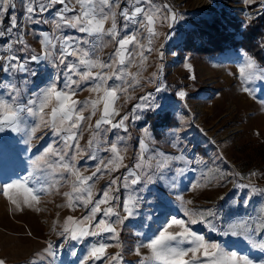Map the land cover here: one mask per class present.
Wrapping results in <instances>:
<instances>
[{"label":"snow or ice","instance_id":"1","mask_svg":"<svg viewBox=\"0 0 264 264\" xmlns=\"http://www.w3.org/2000/svg\"><path fill=\"white\" fill-rule=\"evenodd\" d=\"M21 4L28 23H50L52 30L39 34L40 51L36 52L26 44L15 15L9 16L7 26L0 18V39L4 40L0 71L35 75L28 64L47 61L56 74L27 99L17 85L10 82L0 85L3 88L0 95L6 96L0 98V132H23L29 138L26 143L42 140L45 134L56 139L31 159L33 171L22 179L0 185V194L18 211L23 207L39 211L36 206L42 195H60L64 203L57 207L79 210L81 215L54 221L52 231L56 235L69 241H86L106 233L114 241L92 244L86 255L79 258V264H124L121 232L127 221L140 215L147 203L144 193L161 183L174 189L175 175L183 173V168L176 165L190 163L183 156L178 139L172 142V147L180 154L157 149L148 127L141 129L136 152L129 158L130 123L141 120L143 111L159 107L154 105L151 92L139 97L133 93L144 83L155 84L156 92L166 90L160 79L164 43L157 42L162 36L170 38V32L162 33L160 29L165 25L172 29L179 13L167 0H21ZM16 6L15 0H0V15L10 13ZM45 13L52 17L50 21L37 18ZM65 29L80 35H66ZM109 48L111 51L105 52ZM28 50L31 54L26 57L16 54ZM153 56L159 63L155 71L144 77ZM237 78L241 91L251 96L247 85L264 82V67L244 54ZM83 92L89 95L80 99ZM175 95L183 101L187 93L178 90ZM132 100L138 102L125 111V105ZM29 119L31 123L25 124ZM85 161H91V166H85ZM36 171L42 175L48 172L52 179H34ZM172 172L175 175L169 176ZM101 181L103 185L97 188ZM202 186L193 183L190 190ZM62 188L67 190L61 191ZM251 191L264 192V189L251 186ZM176 200L183 218L169 215L151 237L137 242L131 251L139 258L138 264H253L248 256L222 248L192 227L203 224L216 231L213 222L216 212L189 207L193 201L182 195H177ZM145 218L150 220L152 216L148 214ZM259 227L261 231H256L244 221L229 225L224 234L243 236L253 248L264 251V220ZM44 243L30 264H43L47 257L56 256L54 249L59 246L51 241ZM113 247L120 250L109 254L108 249ZM0 264L5 261L0 260Z\"/></svg>","mask_w":264,"mask_h":264},{"label":"rangeland","instance_id":"2","mask_svg":"<svg viewBox=\"0 0 264 264\" xmlns=\"http://www.w3.org/2000/svg\"><path fill=\"white\" fill-rule=\"evenodd\" d=\"M167 2L173 5L179 16L172 29L166 25L160 29L162 33L170 32V38L162 36L157 42L164 43L163 72L160 79L166 90L156 92L155 84L144 83L133 95L139 97L151 92L154 105H159L151 111L166 110L175 116L177 125L164 131L163 138L154 141V146L165 153L180 154L172 147V142L178 139L179 148L190 163L176 165L183 168L182 174L175 175L174 172L168 174L175 175L174 189L161 183L152 186L150 192L144 193L147 203L142 207L140 215L127 221L121 232L124 264H138L139 258L131 250L138 241H146L151 237L169 215L183 218L180 204L176 200L177 195H182L185 200H192L193 205L189 207L199 210L212 209L217 213L213 221L217 227L216 231H211L203 224L193 225L197 232L226 250L248 256L253 260V264H261V261H264V251L253 248L243 236L225 235L224 232L228 230L229 225L244 221H248L256 231H260L258 226L264 220V192L251 191V186L264 189V103H262L264 82L255 81L247 85L252 91L251 96L241 91V83L237 77L244 53L240 50L227 51L213 58L199 59L192 53L177 57L174 47L196 26L198 17H212L224 11L231 16L236 15L244 25L261 12L264 0H254L252 3H245V0H167ZM15 3L16 8L10 13L0 15V18L7 26L9 16L15 15L24 32L26 44L30 45V49L39 52V34L50 32L52 25L28 23L23 14L21 0H15ZM37 18L49 21L52 19L48 13ZM64 33L80 35L72 29H65ZM15 35L16 33H13V36ZM3 43L4 40L0 39V52L4 51ZM109 51L110 48L105 49V52ZM16 54L26 57L31 52L28 50ZM157 63L159 62L154 56L150 57L151 66L143 73L144 77H148L156 70ZM185 65H190V69ZM28 67L35 75L0 71V85L7 82L17 85L27 99L29 95L44 87L56 74L52 64L47 61L29 63ZM193 75L196 77L194 80L190 78ZM178 90L187 93L183 101L175 95ZM2 92L3 88L0 86V93ZM88 95L87 92H83L79 98L84 99ZM0 98L6 96L0 95ZM137 102L130 101L124 110L127 111ZM145 111L142 112L141 120L132 121L129 125L131 136L128 141L129 158L136 152L141 129L148 127L143 120ZM29 123L31 119L25 121V124ZM28 139L23 132L10 130L0 132V185L22 179L33 171L31 159L40 155L43 148L56 138L45 134L42 140L33 139L31 143H26ZM196 147L202 149L209 157L215 165L216 173H212L207 167L201 153L194 151ZM126 162H130V159ZM83 163L85 166L92 164L91 161ZM251 173L256 175L252 176ZM45 177L52 179L48 172L42 175L36 171L34 179L43 180ZM197 182L204 186L195 191L190 190V185ZM103 183L104 181H101L97 188ZM243 185L249 187H242ZM124 195L127 196V193ZM253 202L259 206L256 210L243 209ZM63 203L60 195H42L41 202L36 206L39 211L29 207H23L22 211H18L0 194V260H4L5 264H30L34 254L45 246L44 242L51 241L59 246L54 249L56 256L47 257L43 264H79V258L86 255L92 244L114 243L106 233L99 237H89L86 241H69L56 235L52 231L54 221L63 222L66 216L81 215L79 210L73 212L66 207H57ZM255 211L260 214L254 213ZM148 214H151L152 219L145 218ZM228 217V221L224 220ZM29 232L31 235H28ZM137 233L144 235L138 236ZM119 250L113 247L109 248L108 252L111 254ZM142 251L147 252V249ZM72 252L77 255H71Z\"/></svg>","mask_w":264,"mask_h":264},{"label":"trees","instance_id":"3","mask_svg":"<svg viewBox=\"0 0 264 264\" xmlns=\"http://www.w3.org/2000/svg\"><path fill=\"white\" fill-rule=\"evenodd\" d=\"M241 27L242 29H240ZM174 49L177 57L192 53L199 59L213 58L227 51L240 50L244 54L254 57L257 64L264 67V7L256 17L244 25L236 15L231 16L224 11H220L217 15L214 14L212 17H198L196 26L184 35ZM143 120L154 141L161 140L164 131L177 125L175 116L166 110L160 112L146 110ZM194 151L200 152L207 167L212 173H216L215 165L203 150L196 147ZM257 205L253 202L252 205L243 209L256 210L259 207ZM254 213L260 214L257 211ZM224 220L228 221L229 217Z\"/></svg>","mask_w":264,"mask_h":264}]
</instances>
